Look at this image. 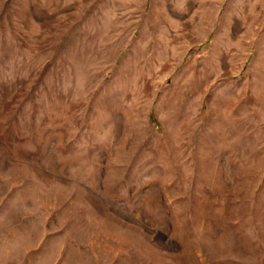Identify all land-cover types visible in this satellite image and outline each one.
<instances>
[{
	"label": "rangeland",
	"instance_id": "obj_1",
	"mask_svg": "<svg viewBox=\"0 0 264 264\" xmlns=\"http://www.w3.org/2000/svg\"><path fill=\"white\" fill-rule=\"evenodd\" d=\"M0 264H264V0H0Z\"/></svg>",
	"mask_w": 264,
	"mask_h": 264
}]
</instances>
